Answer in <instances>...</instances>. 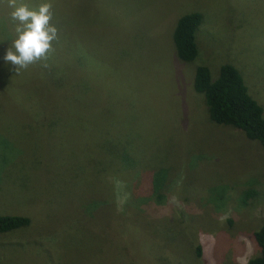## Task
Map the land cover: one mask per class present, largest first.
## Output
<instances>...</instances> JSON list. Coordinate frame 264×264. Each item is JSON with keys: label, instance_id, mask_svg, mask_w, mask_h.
Listing matches in <instances>:
<instances>
[{"label": "rangeland", "instance_id": "374dc122", "mask_svg": "<svg viewBox=\"0 0 264 264\" xmlns=\"http://www.w3.org/2000/svg\"><path fill=\"white\" fill-rule=\"evenodd\" d=\"M47 2L64 23L53 50L15 71L4 55L17 25L0 0V214L31 219L0 234V264H248L264 225V149L209 120L173 33L203 13L197 43L213 78L223 63L239 67L263 105L264 0ZM119 133L138 169L116 177ZM165 164L175 178L153 206L149 167L167 176ZM219 178L233 187L212 189ZM244 190L258 200L240 205ZM142 203L149 212H134Z\"/></svg>", "mask_w": 264, "mask_h": 264}, {"label": "trees", "instance_id": "16d2710c", "mask_svg": "<svg viewBox=\"0 0 264 264\" xmlns=\"http://www.w3.org/2000/svg\"><path fill=\"white\" fill-rule=\"evenodd\" d=\"M52 12L53 17L50 23L60 31L64 26L62 16L61 14H55L57 12L55 6H52ZM203 21L205 22V16L201 12H189L178 19L173 33L177 56L182 62L193 67L194 65L196 66L194 89L205 98L210 116L208 117L209 120L217 125L228 126L242 131L250 142H259L264 149V104L260 105L262 104L261 101L255 97L252 90L249 92L245 79L248 85L250 82L246 74L242 72L244 77H246L244 79L239 67L223 63L220 65L218 78H213L209 65L203 62L202 52L204 50L202 51L200 44L198 45L197 43V33L202 29L201 25ZM209 33L210 31L206 37ZM206 37L203 42L208 41ZM216 40L217 38L214 36L208 42L213 44L216 43ZM213 49H215V46ZM198 57H200V60L196 61ZM258 84L259 83L254 80V83H250V86L252 85V87L255 88ZM18 93L19 91L16 95ZM208 118L207 122H209ZM125 144L126 142L124 141L123 134L119 133V135L114 138V144L110 153L112 166H110L111 170H108L115 174L116 177H120L119 174L124 172H135L134 168L138 169L136 157L126 151ZM166 165L167 164H165L162 169L168 170L167 176H161V167L156 165L149 167L150 170L148 175L150 180L143 197L145 198V196H148L149 199L146 202L153 206L162 205L167 196L166 190L169 189L168 186L171 181H173L172 177L173 179L175 178V176H173L174 173L171 174L170 168ZM99 166H102V162L99 163ZM140 173L142 172L139 171L138 174ZM136 180L138 182L139 178L134 177L130 182L126 180L127 194H129V190H135L137 184ZM219 186L232 188L233 183L227 185L224 178H219L215 181L212 189ZM254 191L255 190H244L243 193L240 194V205H245L247 199L258 200V197L254 198L256 194ZM135 200L136 199H134V201ZM149 200H153L152 203L149 202ZM212 202L216 203V200ZM158 209L161 210V208ZM134 212H149V210L146 203H142L135 208ZM129 216L128 222H135L139 225L140 221H137L131 214ZM30 225L31 219L26 216H4L0 214V234L12 233L27 228ZM253 241L259 249V255L251 259L249 264H264V225L253 233ZM197 257H203L201 247L197 249Z\"/></svg>", "mask_w": 264, "mask_h": 264}, {"label": "clouds", "instance_id": "9594fccd", "mask_svg": "<svg viewBox=\"0 0 264 264\" xmlns=\"http://www.w3.org/2000/svg\"><path fill=\"white\" fill-rule=\"evenodd\" d=\"M8 6L12 9L11 19L17 26L16 38L6 50L4 61L18 71L47 58L53 50L52 43L58 39V29L50 23L53 17L52 4L47 0L38 9L30 8L19 0H8Z\"/></svg>", "mask_w": 264, "mask_h": 264}]
</instances>
